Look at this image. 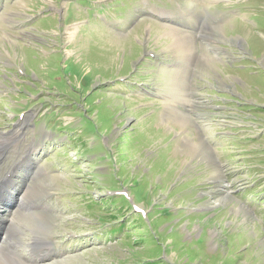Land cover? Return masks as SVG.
Wrapping results in <instances>:
<instances>
[{
	"label": "rangeland",
	"instance_id": "obj_1",
	"mask_svg": "<svg viewBox=\"0 0 264 264\" xmlns=\"http://www.w3.org/2000/svg\"><path fill=\"white\" fill-rule=\"evenodd\" d=\"M2 139L31 264H264V0H0Z\"/></svg>",
	"mask_w": 264,
	"mask_h": 264
},
{
	"label": "bare ground",
	"instance_id": "obj_2",
	"mask_svg": "<svg viewBox=\"0 0 264 264\" xmlns=\"http://www.w3.org/2000/svg\"><path fill=\"white\" fill-rule=\"evenodd\" d=\"M184 46H189V45L185 44ZM7 139H9V138H7ZM7 139H2L0 141V145H1L0 151H3L2 145L6 144V140ZM201 150H199V152ZM11 182H12V180H11ZM11 182H10V184H11ZM0 195H1V193H0ZM25 198H27V197H25ZM2 221L4 222V228L3 229L6 230V232H7L6 234H7V237L9 238L8 240L9 241L10 240H15V244L17 245V248L19 250H14L13 251V250L9 249L12 246L11 243H9L8 245H4V246L0 245V264H31L29 262L28 258H26L22 254V252H21V244H19V242H18V238H17V235H16L15 231L12 230V228H11V226H13V224H14V217L7 218V217H3V215H0V222H2ZM2 226L0 225L1 228H2ZM40 239H41V237H40ZM34 262H36V261H34Z\"/></svg>",
	"mask_w": 264,
	"mask_h": 264
},
{
	"label": "trees",
	"instance_id": "obj_3",
	"mask_svg": "<svg viewBox=\"0 0 264 264\" xmlns=\"http://www.w3.org/2000/svg\"><path fill=\"white\" fill-rule=\"evenodd\" d=\"M150 264H154V263H150Z\"/></svg>",
	"mask_w": 264,
	"mask_h": 264
}]
</instances>
